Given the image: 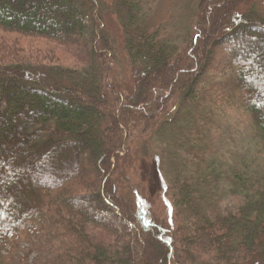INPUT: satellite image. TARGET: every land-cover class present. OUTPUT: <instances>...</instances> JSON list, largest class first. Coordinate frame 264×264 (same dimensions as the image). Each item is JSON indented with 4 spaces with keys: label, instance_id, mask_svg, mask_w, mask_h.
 <instances>
[{
    "label": "trees",
    "instance_id": "16d2710c",
    "mask_svg": "<svg viewBox=\"0 0 264 264\" xmlns=\"http://www.w3.org/2000/svg\"><path fill=\"white\" fill-rule=\"evenodd\" d=\"M246 1L199 0L194 34L176 45L143 0H111L116 45L104 0H0V34L78 59L3 62L0 38V264H264V11L239 14ZM120 48L134 84L109 74ZM228 110L246 116L249 144L231 162L216 142ZM144 158L170 160L181 225L135 191ZM22 241L32 260L15 257Z\"/></svg>",
    "mask_w": 264,
    "mask_h": 264
},
{
    "label": "rangeland",
    "instance_id": "374dc122",
    "mask_svg": "<svg viewBox=\"0 0 264 264\" xmlns=\"http://www.w3.org/2000/svg\"><path fill=\"white\" fill-rule=\"evenodd\" d=\"M106 5L104 7L105 24L108 28L109 34L116 40V45L119 44L122 37V29L115 11L111 6V0H104ZM146 22L151 27L157 28L162 36L170 43L179 45L185 40L190 38L194 34V23L196 20V5L199 0H143ZM252 4H256L264 11V0H247L244 4L239 6L238 13L241 14L247 10ZM4 38L3 52L1 56H10V58L1 59L3 62L17 61V62H46L54 63L59 62L61 64L72 65L78 59H73L74 52L65 47L56 44L53 41H40L38 38L29 39L13 33L0 34V38ZM1 45V43H0ZM7 45V46H5ZM121 49V48H120ZM122 50V49H121ZM218 64H223L224 55L219 51L215 57ZM74 63V64H75ZM78 66H83L78 64ZM110 75L115 74L117 80L120 82H126L131 85L136 81L135 71L131 68L126 54L122 50V54L119 55L118 65L112 68ZM90 75L92 73H89ZM205 97L204 100H206ZM207 103V101H204ZM218 113H223L218 111ZM206 120V119H205ZM205 120L201 121L205 122ZM219 120L223 121L222 127H220L221 135L217 138L216 142L220 145L219 152L224 153V157L227 161L231 162L229 157H233L240 152H245L249 146L243 132V128L238 125L246 121V116L239 110H228L221 115ZM214 124H217V118L214 117ZM221 124H219L220 126ZM200 130V129H199ZM246 132V131H245ZM160 147L157 151L162 152L163 158L166 159L167 155L164 144H159ZM155 149V151H156ZM177 149L174 147L173 151ZM156 151V152H157ZM237 152L234 154V152ZM182 150H180V153ZM157 154V153H156ZM176 157L177 154L170 155ZM162 157V156H161ZM176 165V160H171ZM93 174V175H92ZM91 176L95 177L94 173ZM170 160L160 159V163L155 159L144 158L139 168V172L136 175V179L132 178V184L136 187V192H139L144 196L143 201L148 203V207L153 211L155 217L163 219L166 223L171 224L176 222L177 225H181L182 218L179 219L180 208L176 205L174 197L171 195V191L165 195V188L167 181L170 180ZM142 182V183H140ZM133 193V192H132ZM134 194V193H133ZM132 196V194H131ZM142 201V202H143ZM172 209H175L173 215ZM174 216V220H173ZM107 222L119 229H123L124 220L113 214H106ZM34 243L37 241L32 239ZM10 244L5 243L4 252H7ZM25 242H21L17 245V252H14L15 257L19 256L24 261L36 257L35 253H30L28 258H24L27 249H25ZM11 248V247H10ZM13 249V251L15 250ZM155 251L157 248L154 246ZM28 253V251H27ZM19 254V255H18Z\"/></svg>",
    "mask_w": 264,
    "mask_h": 264
}]
</instances>
